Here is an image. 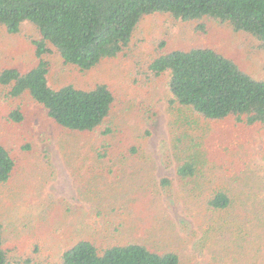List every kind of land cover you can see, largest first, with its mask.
<instances>
[{"label": "rangeland", "instance_id": "obj_1", "mask_svg": "<svg viewBox=\"0 0 264 264\" xmlns=\"http://www.w3.org/2000/svg\"><path fill=\"white\" fill-rule=\"evenodd\" d=\"M38 38L27 22L14 34L0 27V71L36 65ZM196 46L214 48L264 79V53L250 34L207 17L181 21L156 13L140 19L117 56L89 70L64 64L55 52L44 56L53 87L105 83L113 92L109 116L93 131L62 128L27 94L13 97L0 86V142L14 160L10 178L0 182V220L14 263L60 264L63 250L90 240L101 247L145 243L178 253L180 264H264V125L208 121L171 106L164 81L149 75L159 53ZM14 109L22 122L9 120ZM178 134L196 146L187 137L176 152ZM185 149L196 153L205 174L193 184L176 178ZM163 177L172 183L162 185ZM223 186L233 194L232 207L208 208L206 194Z\"/></svg>", "mask_w": 264, "mask_h": 264}, {"label": "trees", "instance_id": "obj_2", "mask_svg": "<svg viewBox=\"0 0 264 264\" xmlns=\"http://www.w3.org/2000/svg\"><path fill=\"white\" fill-rule=\"evenodd\" d=\"M156 13L181 21L207 17L227 23L233 31L256 38L264 53V0H0V27L14 34L27 22L35 26L39 35L32 41L36 65L24 72L12 67L2 69L0 86L9 88L13 97L27 94L62 128L93 131L109 116L115 101L113 92L105 83H97L90 89L72 84L53 87L49 84V64L44 56L55 52L64 64L89 70L102 60L117 56L128 45L140 19ZM147 68L154 79L164 81L171 106L186 107L208 121L231 118L248 127L264 125V79L255 78L214 48L168 49L153 57ZM8 118L16 123L24 120L18 109L10 111ZM187 137L188 145L196 146L188 134H178L172 138L176 152L177 143ZM130 152L134 155L137 149L133 147ZM197 157L194 153L177 158L175 173L180 182L193 184L200 180L203 172L197 166ZM13 167L9 150L0 142V182L10 178ZM160 181L169 186L173 180L163 177ZM232 201L233 194L226 186L214 189L204 198V204L212 210H227ZM3 242L0 220V264H19L7 254ZM59 261L60 264H180V257L174 251L155 250L145 243L101 247L90 240H79L63 250Z\"/></svg>", "mask_w": 264, "mask_h": 264}]
</instances>
